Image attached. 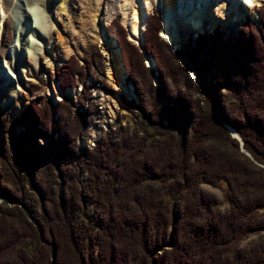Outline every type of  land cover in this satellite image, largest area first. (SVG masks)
<instances>
[{
	"label": "trees",
	"instance_id": "trees-1",
	"mask_svg": "<svg viewBox=\"0 0 264 264\" xmlns=\"http://www.w3.org/2000/svg\"><path fill=\"white\" fill-rule=\"evenodd\" d=\"M256 11L233 39L215 27L184 51L159 37L155 12L140 46L112 19L106 28L136 102L101 88L139 121L93 147L76 138L96 111L86 77L103 72L97 49L82 62L70 54L52 75L60 91L79 86L72 100L34 98L19 118L0 117V264H264L263 242L241 243L264 230V168L254 163L264 165V5ZM201 184L222 185L223 199Z\"/></svg>",
	"mask_w": 264,
	"mask_h": 264
},
{
	"label": "rangeland",
	"instance_id": "rangeland-1",
	"mask_svg": "<svg viewBox=\"0 0 264 264\" xmlns=\"http://www.w3.org/2000/svg\"><path fill=\"white\" fill-rule=\"evenodd\" d=\"M56 1L57 0H46V1L41 0L39 7L45 13L47 20H51V22L52 20L57 21L59 27L64 31L66 30V25L70 24L71 22L75 36H73V39L71 41L65 42V44L62 46L63 48L62 53L55 52L54 55L49 58L50 60L47 59L45 62L41 63V67H42L41 72H43L42 78L35 81H27L28 86H26L23 89L24 90L23 92L21 91L20 95H17L18 99H16L15 103H13L14 104L13 106L8 105L5 107H0V117H8L9 121H13V119L19 118L22 109L29 101H31L34 98L39 99L38 100L39 103L51 102V104H55L57 101L61 100L62 98H68L72 100L73 97L76 94H78L79 86L76 87L75 89L66 88L63 91H60L57 85V80L52 75L54 71H56L60 67V65L64 62L65 58L69 54L72 53L76 57L78 62H82V56H88L93 51V49H97L102 56L103 72L101 74L98 71V69L97 71H95V69H91L90 70L91 76L86 77V84L91 85L90 97L93 103L96 105V111L89 115V122L86 125L82 136L76 138V143L79 148L81 147L89 148V147H93L98 136L106 132L107 130L109 129L113 130L118 125H125V124H127L130 129H135V126L139 121V119L136 118L133 114H130L120 109L117 106V103L113 99L112 95H110L108 92L104 91L101 88V81H104L107 83V85H109L111 89L115 90V87L113 86L108 76V71L110 68L109 65H111L109 64L110 61H108L107 57L105 56L102 47L97 42L91 41V35L95 34V29L93 27V24H89V20L91 19V16L95 13V7L97 6V8L99 9V10L97 9V13H98L97 18L100 20V24L101 25L104 24L106 26L115 17L117 18L118 23L122 24L124 13H127L128 16H130L131 18L133 10L136 7V5H141L145 9H147L146 6H150L151 10H149L147 14L151 13L153 8H155L154 11L156 12V15H158L159 19L160 17L162 19L163 17L158 14V9L163 11L164 5L161 4V6L158 7L155 3V0H100L101 2L99 1L97 5L94 4L93 8L92 7L90 8L85 0H69V3L66 2L65 0V11H64L65 13L61 12L59 14ZM190 1H191L190 3L192 9H197L199 7V5L196 3L195 0H190ZM240 3L236 2L235 5V9L238 14L237 15L238 19H237L236 16L230 13L229 4L227 0L218 1L215 9L211 8L209 11L204 12L205 17H207V19L204 20V24H205L204 27L207 26V20L209 19L214 23L212 29L218 27L224 38L233 39L237 33L238 26L243 21L245 16H247L251 21L256 22V15L258 16L256 9L260 7V5H264V1H262V4L258 6H254L251 9L250 8L247 9V7L245 8L244 6H241ZM66 10L68 12L67 14H66ZM163 20L164 18L162 19V21ZM232 22L234 23V26ZM80 24H83L85 27L84 33H81L80 31ZM163 26H164V21H163ZM212 29L206 28L204 30L205 32L203 33H209ZM159 30H158V35L162 40L170 44L172 49H179L182 51L186 50L188 44H191L192 40L196 37L195 36L196 33H202V32L193 31V29H191V25H189V23L187 22H184V26L183 25L180 26V30L178 31L180 37L179 40H177L175 43H170L166 40L165 37H163L162 32L160 33ZM163 30H165V27ZM168 33L169 31L167 32V34ZM12 38H13V28L11 24H9L7 28V35H0V47L4 46L6 49L11 43ZM126 38L131 43L136 45L135 44L136 42L130 39L128 31L126 33ZM106 40H108L109 42L115 41L113 37L112 40L109 39ZM141 43H142V32H141ZM114 50L118 51L117 45ZM146 57L147 56H144L145 66H147L145 59ZM1 64L3 65L6 64L9 66L8 58L5 59L2 56H0V65ZM212 73H213L212 68L209 67L208 73L205 76V78L209 79L212 76ZM189 77L195 79L196 72L191 71L189 73ZM152 85H156V81L154 79H152ZM15 90H16V86L13 84V81L7 79L6 93L3 94L0 93V101L1 100L7 101V99H9L8 96ZM124 93L126 96L123 93L122 94L127 99H129L128 92L125 91ZM132 100L136 102V97L134 96ZM17 104L21 106V109L16 114ZM9 106L12 107L11 110H7V107ZM22 130H23L22 127L18 126L14 128L13 133L14 135H16L19 131ZM6 142L7 143L10 142V139H7ZM38 142H42V139L39 138ZM84 178H85V173H81V179L83 180ZM25 187L28 190V193L33 198L37 197L36 192L30 188L31 186L25 185ZM200 188L203 191H207L209 193L214 194L219 200L223 199L222 185L212 186L209 184H201ZM4 204H5L4 198L3 196L0 195V205H4ZM6 205L9 206L11 204L6 203ZM225 205L226 204L223 202L220 205L219 209L223 210ZM90 209L91 206L88 205V210ZM260 217H264V210L262 212V215H260ZM254 241H261L264 243V230L250 233L244 240H242L241 243L245 245Z\"/></svg>",
	"mask_w": 264,
	"mask_h": 264
},
{
	"label": "bare ground",
	"instance_id": "bare-ground-1",
	"mask_svg": "<svg viewBox=\"0 0 264 264\" xmlns=\"http://www.w3.org/2000/svg\"><path fill=\"white\" fill-rule=\"evenodd\" d=\"M40 1L0 0V35H7L9 24L13 28V38L9 46L6 49L4 46L0 47V56L9 60V66L6 64L0 65V93H6L7 79L12 80L16 86V90L8 96L9 99L7 101H0V107L13 106V103L18 99L17 95H20L21 91L23 92V89L28 86L27 81H35L42 78L41 63L53 56L55 52L62 53V46L65 42L71 41L73 36H75L71 22L66 25V30L64 31L59 27L57 21L52 20L51 22V20H47L45 13L39 7ZM85 1L90 8H93L94 4L97 5L100 0ZM195 1L199 5L197 9L191 8L190 0H155L158 7L161 4L164 5L163 11L158 9V14L164 18V26L162 21L160 33L162 32L163 37L168 42L175 43L179 40L178 31L180 26H184V22L189 23L191 29L195 32L203 33L206 28H213L214 23L209 19L207 20V26L204 27L203 19H207L204 12L209 11L211 8L215 9L217 2L221 0ZM262 1L264 0H227L230 13L236 17L238 15L235 9L236 2H239L245 8L247 7V9H251L262 4ZM66 2L69 3V0H66ZM56 4L59 14L65 11V0H57ZM146 8L136 5L132 17L130 18L127 13H124L122 20V24L127 29L130 39L139 45H141V32L144 29L146 14L151 10L150 6H146ZM97 9L96 6L95 13L89 20V24H93L95 29V34L91 35V41L97 42L102 47L105 56L110 61L108 76L115 89H122L128 92L126 86L123 85V68L118 60L119 52L114 50L116 43L115 41L109 42L106 40L100 20L97 18ZM232 24L234 26L233 22ZM164 27L165 30H163ZM166 30L169 31L168 34ZM80 31L81 33L85 31L83 24H80ZM11 106L7 107V110H11ZM20 109L21 106L17 104L16 114ZM232 133L234 134V132Z\"/></svg>",
	"mask_w": 264,
	"mask_h": 264
},
{
	"label": "water",
	"instance_id": "water-1",
	"mask_svg": "<svg viewBox=\"0 0 264 264\" xmlns=\"http://www.w3.org/2000/svg\"><path fill=\"white\" fill-rule=\"evenodd\" d=\"M102 27V30H103V33H104V36L106 39H112V37L109 35V33L107 32V29L105 27L104 24L101 25ZM135 43V42H134ZM137 46H139L137 43H135ZM119 51V50H118ZM146 59V65L150 68V69H153V63H152V60L148 57L145 58ZM118 60H119V63L121 65V62H120V56L118 57ZM122 66V65H121ZM123 68V67H122ZM122 80H123V85L126 86V89L128 90V94H129V99H132L134 96L133 94L131 93L132 89H131V86L125 82V74H124V69H123V74H122ZM115 90H118V89H115ZM124 95H125V91L122 90V89H119ZM126 96V95H125ZM223 127L226 129L228 135L230 138L234 139L236 142H237V146H238V149L240 152H242L244 155H246L249 159L252 160V157L251 155L249 154L248 151H246L244 148H243V142L240 138V136L236 133V131L231 128L230 126L226 125V124H223ZM234 132V134L232 133ZM254 163H256L258 166L264 168V165L260 164V163H257L254 161Z\"/></svg>",
	"mask_w": 264,
	"mask_h": 264
}]
</instances>
